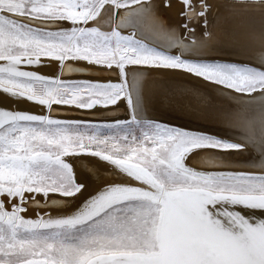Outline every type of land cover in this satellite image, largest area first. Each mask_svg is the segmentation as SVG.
Segmentation results:
<instances>
[{
    "label": "snow or ice",
    "instance_id": "obj_1",
    "mask_svg": "<svg viewBox=\"0 0 264 264\" xmlns=\"http://www.w3.org/2000/svg\"><path fill=\"white\" fill-rule=\"evenodd\" d=\"M180 2L181 39L217 42L207 19L214 5L200 4L205 27L197 37L194 5ZM105 4L119 16L111 31L90 25ZM230 7L264 12V0ZM137 8L153 12V0H0V90L11 103L39 106L0 110V264H264V168L186 164L199 149L246 145L135 114L144 69L179 70L238 99L264 95V70L156 51L121 31L123 13ZM258 44L264 54V33ZM74 75L93 78H66ZM112 113L126 118L107 122ZM236 123L264 142V124L257 134L242 117ZM87 157L112 167L107 182L77 175L74 165ZM30 211L36 218H26Z\"/></svg>",
    "mask_w": 264,
    "mask_h": 264
},
{
    "label": "bare ground",
    "instance_id": "obj_2",
    "mask_svg": "<svg viewBox=\"0 0 264 264\" xmlns=\"http://www.w3.org/2000/svg\"><path fill=\"white\" fill-rule=\"evenodd\" d=\"M248 1L253 2V0ZM190 2L196 12V15L192 16V26L197 31L195 35L199 37L205 25L204 19L200 18L198 13L200 4L205 0H190ZM207 2L214 5L208 9L211 13L207 16L209 26L213 27L220 37L212 44H192L181 39L184 30L180 27L182 23L180 0H171L173 4L171 10L164 8L160 0H153V12L140 11L138 8L127 13H123L122 10L124 20L120 28L124 34L134 31L137 39L156 51L181 55L190 62H223L264 70V54H258L259 37L264 33V12L258 8L230 7L238 0H207ZM188 11L191 14L193 10ZM153 13L163 21V25L157 23ZM118 21L117 10L105 4L94 20L90 21V25L100 31H111ZM185 38L190 39L187 34ZM74 66H82V63ZM45 74H50V71L45 69ZM66 78L93 77L74 75ZM111 82H116L115 77L111 78ZM13 99L0 90V110L39 111V106L17 105L11 103ZM262 102L264 95L261 93H253L251 96L238 99L236 96H230L218 85L179 70L144 69L137 78L135 114L141 121L158 122L191 133L206 134L209 137L246 145L242 151L233 153L212 149L193 151L186 160L189 167L206 171L220 169L227 164V167L220 170L254 171L264 168V142L251 137L245 128L237 125L236 121L242 117L258 134L264 124V112L259 108ZM237 107L248 111L241 112L238 116ZM110 115L115 116L117 113ZM118 118L126 117L123 114L112 119ZM105 165L106 162L99 161L98 158L87 157L81 159L74 167L78 176L88 178L94 184H103L112 173V167ZM62 207V204L50 205V208ZM49 214L55 216L64 213L52 211ZM26 218H36V212H28Z\"/></svg>",
    "mask_w": 264,
    "mask_h": 264
},
{
    "label": "water",
    "instance_id": "obj_3",
    "mask_svg": "<svg viewBox=\"0 0 264 264\" xmlns=\"http://www.w3.org/2000/svg\"><path fill=\"white\" fill-rule=\"evenodd\" d=\"M249 2V1H248ZM123 114L122 113H117V115H109L107 118L108 119H112V118H114V117H116V116H122ZM145 119H147L148 120V118H145ZM149 119H153V118H149Z\"/></svg>",
    "mask_w": 264,
    "mask_h": 264
},
{
    "label": "rangeland",
    "instance_id": "obj_4",
    "mask_svg": "<svg viewBox=\"0 0 264 264\" xmlns=\"http://www.w3.org/2000/svg\"><path fill=\"white\" fill-rule=\"evenodd\" d=\"M141 121V120H140ZM96 122H105V121H96ZM107 122H111V121H107ZM143 122H150V121H143ZM210 138H213V137H210ZM219 140H222V141H225V142H228V141H226V140H224V139H220V138H218Z\"/></svg>",
    "mask_w": 264,
    "mask_h": 264
}]
</instances>
